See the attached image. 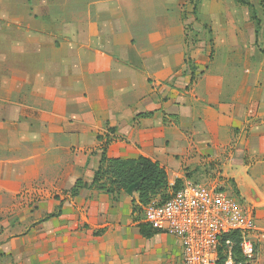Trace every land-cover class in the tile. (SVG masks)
Segmentation results:
<instances>
[{
    "label": "crops",
    "instance_id": "0c3cea01",
    "mask_svg": "<svg viewBox=\"0 0 264 264\" xmlns=\"http://www.w3.org/2000/svg\"><path fill=\"white\" fill-rule=\"evenodd\" d=\"M195 2L0 0V264H182L91 188L104 154L212 170L264 264V0Z\"/></svg>",
    "mask_w": 264,
    "mask_h": 264
},
{
    "label": "built area",
    "instance_id": "2783aa9c",
    "mask_svg": "<svg viewBox=\"0 0 264 264\" xmlns=\"http://www.w3.org/2000/svg\"><path fill=\"white\" fill-rule=\"evenodd\" d=\"M169 197H155L142 207V223L160 234L177 239L182 247V264H235L232 240L239 234L240 249L248 260L256 258V246L248 237L252 222L241 202L222 188L194 181L168 187Z\"/></svg>",
    "mask_w": 264,
    "mask_h": 264
},
{
    "label": "trees",
    "instance_id": "16d2710c",
    "mask_svg": "<svg viewBox=\"0 0 264 264\" xmlns=\"http://www.w3.org/2000/svg\"><path fill=\"white\" fill-rule=\"evenodd\" d=\"M241 4L250 6L247 0H238ZM200 0H196L195 10L198 7ZM257 22V35L260 33L259 23L256 16L252 18ZM151 115V114H150ZM148 116V115H146ZM177 187L182 185L181 180L176 181ZM135 185L138 186L136 193L137 200L132 196L133 205V220L138 223L141 235L146 239H151L155 235L160 234L152 230L148 225L142 223V218H135L137 212L142 211V207L149 205L152 200L160 196L164 201L169 197L168 187L169 180L166 171L160 166L159 163L152 160L139 157L137 159L122 160L117 158H108L106 154L103 155L100 169L96 172L94 184L91 188L95 187L99 191H105L107 194H114L115 192L126 193ZM83 183L79 181L72 191L73 196H78V191L83 188ZM141 210V211H139ZM59 211L56 214L48 216L46 220L60 216ZM226 240H232L235 244L233 247V259L235 264H253L254 260H248L242 254L240 249L241 238L239 234H231L226 236ZM226 258H222V264Z\"/></svg>",
    "mask_w": 264,
    "mask_h": 264
},
{
    "label": "rangeland",
    "instance_id": "374dc122",
    "mask_svg": "<svg viewBox=\"0 0 264 264\" xmlns=\"http://www.w3.org/2000/svg\"><path fill=\"white\" fill-rule=\"evenodd\" d=\"M196 38V37H195ZM213 171L211 170V172H208V171H204L203 173L201 174H197V176H191V180L194 181V182H198V183H206V184H212L214 183L215 179H217L218 177L215 176L214 173H212ZM224 190V189H223ZM135 197V195H133ZM141 211V210H139ZM143 218V214H142V211L141 212H137L135 214V218ZM134 218V217H133Z\"/></svg>",
    "mask_w": 264,
    "mask_h": 264
},
{
    "label": "water",
    "instance_id": "95a60500",
    "mask_svg": "<svg viewBox=\"0 0 264 264\" xmlns=\"http://www.w3.org/2000/svg\"><path fill=\"white\" fill-rule=\"evenodd\" d=\"M137 188H138V186L135 185V186L132 187L130 190H128L126 193H127L129 196H133V195L136 193Z\"/></svg>",
    "mask_w": 264,
    "mask_h": 264
}]
</instances>
